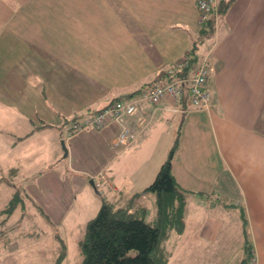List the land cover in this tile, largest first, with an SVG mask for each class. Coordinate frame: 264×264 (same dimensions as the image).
<instances>
[{"label": "crops", "instance_id": "obj_1", "mask_svg": "<svg viewBox=\"0 0 264 264\" xmlns=\"http://www.w3.org/2000/svg\"><path fill=\"white\" fill-rule=\"evenodd\" d=\"M223 1L228 7L216 23L211 18L200 24L195 0H0V80L14 86L29 80L62 120L91 115L170 81L165 72L187 52L191 64L184 75L210 56L209 110L169 99L157 109L142 103L139 113L122 123L64 140L67 155L94 151L80 156L86 168L74 167L82 182L83 176L93 179L103 172L109 178L116 172V179H109L113 191L92 187V206L83 210L86 225L102 198L132 210L143 205L135 199L147 194H134L146 185L137 190L133 177L127 178L136 170L128 172L125 163L141 159L139 184L154 178L180 135L172 172L187 192L186 227L167 241L180 264H240L245 240L253 258L264 264V0ZM124 125L136 128V140L115 149L111 140ZM38 127L25 139L51 130ZM60 154L56 149L51 158ZM70 165L73 169L72 159ZM118 176L124 179L115 181ZM71 177L58 173L39 182L74 202L85 190H73ZM66 202L68 210L73 207Z\"/></svg>", "mask_w": 264, "mask_h": 264}, {"label": "rangeland", "instance_id": "obj_2", "mask_svg": "<svg viewBox=\"0 0 264 264\" xmlns=\"http://www.w3.org/2000/svg\"><path fill=\"white\" fill-rule=\"evenodd\" d=\"M8 80L10 81V79ZM25 80L26 83L22 80L17 86L6 84L5 79L0 80V180H2L0 183V264H54L61 252V244L64 245L65 251L62 264H81L83 254L80 251L79 243L84 237L86 226L83 210L88 207V204L92 206V203H88V198L93 192V188L89 184L90 179H86L85 176H83L82 182L81 174L77 173L74 167L86 168L87 161L80 156H88L94 151L85 148L77 155H72L70 151L69 155L63 157L61 141H68L79 131L66 129L68 121H65L67 125L64 129L62 125L64 120L55 117L50 112L43 103L42 96L38 95L36 87L29 80ZM144 92L135 94L131 98L138 99ZM129 99L120 100L124 103ZM142 103L148 104L153 109H157L160 104L142 101L138 108L142 106L140 105ZM11 105L15 108H7ZM17 113L20 116H17ZM142 119L143 117H141ZM46 124L51 126V130L47 129L45 133H39L29 140L25 139L30 136L28 133L36 126H45ZM177 138L175 137V139ZM56 149L60 150L61 154L60 157L53 159L51 156L55 155ZM71 159L73 169L70 165ZM137 160L133 165H131V161L125 163V166L128 172L136 170L135 175H128L127 178L133 177L130 182L135 181L139 185L137 189L139 190L145 185L147 187L155 177L139 184L138 171H141L145 165L142 164L141 159L137 158ZM89 161L91 162V160ZM13 165H18V171L14 175L9 173L10 167ZM58 173L72 175L70 182L73 187L71 188L73 190L76 188L75 191L85 190L84 195L81 198H76L73 202L72 197L70 198L66 193L64 196H60L58 195L60 191H49L39 182V177ZM109 176L113 180L116 179V172L110 171ZM119 178L124 179V176H118L115 181H118ZM28 186L31 191L28 190ZM112 187L115 189L114 183ZM125 187L128 189L127 186ZM15 190H19L22 194L27 190L33 195L30 196L31 199L26 200L28 202L24 208L19 207L10 217H6L1 210L8 205ZM96 196L97 199L94 198V201L96 200L98 205L95 209H98L100 200L97 194ZM135 200V203L142 202L146 208L142 218L146 222L151 221L155 211L154 194L147 193ZM66 201L71 202L73 206L69 210ZM34 203L40 204V207L42 205L44 210L42 207L39 208L42 211L39 210L35 205L32 207ZM96 212L97 210L89 217H93ZM169 260V264H180V260L173 259V255ZM200 264H205V262Z\"/></svg>", "mask_w": 264, "mask_h": 264}, {"label": "trees", "instance_id": "obj_3", "mask_svg": "<svg viewBox=\"0 0 264 264\" xmlns=\"http://www.w3.org/2000/svg\"><path fill=\"white\" fill-rule=\"evenodd\" d=\"M227 7L228 3L219 0V13H225ZM210 26L212 27V22ZM78 118L79 116L64 118L63 128L65 129L67 125L65 121H68L70 128L69 124ZM43 127L51 126L46 124L38 128ZM176 137L178 138L161 163L153 181L141 192L134 194V197L147 193L154 194L153 220L146 222L142 218L145 212L143 205H137L139 208L134 207L132 210L130 205L118 206L115 202L102 198L97 213L86 223L84 237L79 243L83 254L81 264H168L171 250L167 241L172 235L182 234L186 227L187 192L179 185L172 172V161L180 135L177 134ZM17 171V168H11L9 173L14 175ZM29 199L31 197L27 193L22 194L15 190L8 205L1 212L10 217L19 207L24 208L26 200ZM33 205L41 208L36 203ZM241 219L246 231V218L243 212ZM61 245V252L54 264H62L65 258L64 245ZM243 250L244 258L240 264H248L253 257L248 240H245Z\"/></svg>", "mask_w": 264, "mask_h": 264}, {"label": "built area", "instance_id": "obj_4", "mask_svg": "<svg viewBox=\"0 0 264 264\" xmlns=\"http://www.w3.org/2000/svg\"><path fill=\"white\" fill-rule=\"evenodd\" d=\"M198 10V22L205 23L209 19L217 22L219 16V0H195ZM191 64V54L189 52L179 59L172 68L165 73L171 78L163 84L154 86L145 91L138 99L131 98L126 102L112 101L103 108L91 115L82 116L70 124L73 131L100 130L111 123H122L125 118H131L138 114L139 103L144 101L150 104H159L163 100L169 99L175 104L187 102L190 106L199 109L209 110L211 108V95L206 89L208 74L211 69V59L208 54L201 57L196 68L190 75H184ZM143 120L138 122V126ZM137 132L133 126L124 125L120 131L112 138L111 146L121 148L129 146L136 140ZM94 179L95 187L99 193L113 191L111 181L105 173H99ZM248 264H258L252 257Z\"/></svg>", "mask_w": 264, "mask_h": 264}, {"label": "water", "instance_id": "obj_5", "mask_svg": "<svg viewBox=\"0 0 264 264\" xmlns=\"http://www.w3.org/2000/svg\"><path fill=\"white\" fill-rule=\"evenodd\" d=\"M61 147L63 150V157L65 158L68 154V150H67V146L65 145V142L63 140L61 141ZM89 183L91 184V186L94 187V183H93L92 179H90Z\"/></svg>", "mask_w": 264, "mask_h": 264}, {"label": "bare ground", "instance_id": "obj_6", "mask_svg": "<svg viewBox=\"0 0 264 264\" xmlns=\"http://www.w3.org/2000/svg\"><path fill=\"white\" fill-rule=\"evenodd\" d=\"M116 101H121L120 99H117Z\"/></svg>", "mask_w": 264, "mask_h": 264}]
</instances>
